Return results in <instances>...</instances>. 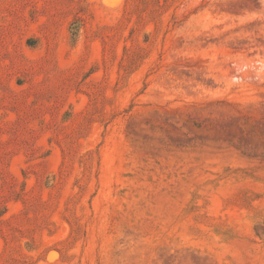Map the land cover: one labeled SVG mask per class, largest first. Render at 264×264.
<instances>
[{"label": "rangeland", "instance_id": "obj_1", "mask_svg": "<svg viewBox=\"0 0 264 264\" xmlns=\"http://www.w3.org/2000/svg\"><path fill=\"white\" fill-rule=\"evenodd\" d=\"M0 264H264V0H0Z\"/></svg>", "mask_w": 264, "mask_h": 264}, {"label": "bare ground", "instance_id": "obj_2", "mask_svg": "<svg viewBox=\"0 0 264 264\" xmlns=\"http://www.w3.org/2000/svg\"><path fill=\"white\" fill-rule=\"evenodd\" d=\"M217 93V92H216ZM168 209H169V211L171 212L172 211V206H168ZM168 212V211H167ZM163 214V213H162ZM167 217V216H166Z\"/></svg>", "mask_w": 264, "mask_h": 264}, {"label": "flooded vegetation", "instance_id": "obj_3", "mask_svg": "<svg viewBox=\"0 0 264 264\" xmlns=\"http://www.w3.org/2000/svg\"><path fill=\"white\" fill-rule=\"evenodd\" d=\"M257 1V0H256Z\"/></svg>", "mask_w": 264, "mask_h": 264}]
</instances>
